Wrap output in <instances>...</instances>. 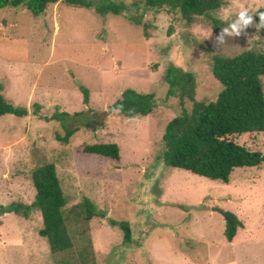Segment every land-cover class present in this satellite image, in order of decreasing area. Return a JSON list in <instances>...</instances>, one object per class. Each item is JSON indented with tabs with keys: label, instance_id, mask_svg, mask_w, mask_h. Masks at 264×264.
Masks as SVG:
<instances>
[{
	"label": "rangeland",
	"instance_id": "rangeland-1",
	"mask_svg": "<svg viewBox=\"0 0 264 264\" xmlns=\"http://www.w3.org/2000/svg\"><path fill=\"white\" fill-rule=\"evenodd\" d=\"M104 1L130 9L104 17L62 2L38 17L22 6L0 10L2 93L27 112L0 118V207L31 205V171L54 164L73 244L68 252L51 254L39 234L38 211L27 218L1 214L0 264H264V164L235 169L223 184L162 162L165 127L181 112L179 99L167 96L166 69L191 72L195 100L214 101L221 86L211 73L213 57L264 52V36L250 27L220 49L213 41L240 5L254 15L264 0H225L213 15L217 23L196 17L191 24L174 12L147 10L141 0ZM124 16L141 23L132 25ZM126 89L154 95L149 116L109 113ZM104 110L108 116L98 127L93 115ZM71 129L76 132L68 144L60 143L57 136ZM231 140L264 154V133ZM96 144H116L119 160L83 152ZM84 198L105 217L76 218ZM214 207L241 223L232 242ZM108 219L130 224L129 244Z\"/></svg>",
	"mask_w": 264,
	"mask_h": 264
},
{
	"label": "trees",
	"instance_id": "trees-1",
	"mask_svg": "<svg viewBox=\"0 0 264 264\" xmlns=\"http://www.w3.org/2000/svg\"><path fill=\"white\" fill-rule=\"evenodd\" d=\"M141 1L147 10L174 12L187 24L193 23L196 17H204L217 23L213 15L225 5V0ZM58 2L71 7L91 9L102 17L124 15L130 9L129 6L104 0H0V10L22 6L34 17H38L49 5ZM261 12H264V7L255 11L254 23H259L258 15ZM124 17L132 25L139 26L141 23L134 21L132 16ZM258 32L264 36V29ZM211 73L220 84L221 91L214 101L203 102L195 100L196 81L191 72L172 65L166 69L164 81L168 86L167 96L179 99L181 112L165 127L162 136V162L166 167L227 184L235 169L260 167L264 164V154L249 151L231 140L233 136L264 133V52L244 51L234 57L215 56ZM2 92L3 86L0 83V118L6 115L17 118L26 116V110L10 104ZM82 93L83 103L88 104V91L82 89ZM186 102L191 104L190 110L184 107ZM118 107L121 110L114 111ZM154 107L153 94L126 89L108 107V111L130 119L149 116ZM75 132V129L66 130L63 137L57 136V140L68 144ZM83 152L119 160V148L116 144L86 146ZM30 179L35 191L31 205L12 203L8 207L1 206L0 215L14 214L27 218L32 209L38 211L42 219L39 234L46 240L50 253L70 251L73 244L65 213L67 201L55 165L46 163L35 167ZM77 207L80 211L76 218L85 222L93 217H105V213L97 211L89 199L84 198ZM108 223L122 231L124 244L131 242L132 229L128 222L108 219ZM241 227L235 217L233 226L226 224L224 235L227 242H232L237 228Z\"/></svg>",
	"mask_w": 264,
	"mask_h": 264
},
{
	"label": "clouds",
	"instance_id": "clouds-1",
	"mask_svg": "<svg viewBox=\"0 0 264 264\" xmlns=\"http://www.w3.org/2000/svg\"><path fill=\"white\" fill-rule=\"evenodd\" d=\"M259 23H254V15L250 14L249 10L243 5L239 6V10L235 13V18L229 20L227 26L223 27L216 35L213 44L217 49L222 48L227 44L228 39L237 38L242 35H246V29L255 27L257 31L264 29V12L259 13ZM228 19V17H225ZM211 34L209 35V37ZM208 37V38H209ZM120 107L114 109L119 112Z\"/></svg>",
	"mask_w": 264,
	"mask_h": 264
},
{
	"label": "water",
	"instance_id": "water-1",
	"mask_svg": "<svg viewBox=\"0 0 264 264\" xmlns=\"http://www.w3.org/2000/svg\"><path fill=\"white\" fill-rule=\"evenodd\" d=\"M108 116V111L104 110L101 113H96L93 115V119L96 120V124L98 127H101L104 123L105 118ZM212 211L215 213L220 214L223 219L225 220L226 224H228L229 226H233L234 224V217L232 215H230L229 213L223 211L220 208H212Z\"/></svg>",
	"mask_w": 264,
	"mask_h": 264
}]
</instances>
